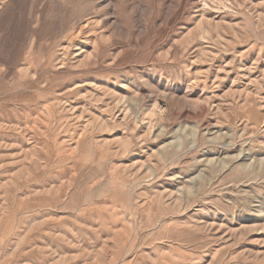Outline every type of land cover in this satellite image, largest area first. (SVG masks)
Returning a JSON list of instances; mask_svg holds the SVG:
<instances>
[{"label":"rangeland","instance_id":"1","mask_svg":"<svg viewBox=\"0 0 264 264\" xmlns=\"http://www.w3.org/2000/svg\"><path fill=\"white\" fill-rule=\"evenodd\" d=\"M0 264H264V0H0Z\"/></svg>","mask_w":264,"mask_h":264}]
</instances>
